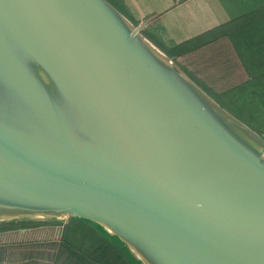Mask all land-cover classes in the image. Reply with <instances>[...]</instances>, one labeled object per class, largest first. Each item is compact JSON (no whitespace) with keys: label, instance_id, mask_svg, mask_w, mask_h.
<instances>
[{"label":"water","instance_id":"obj_1","mask_svg":"<svg viewBox=\"0 0 264 264\" xmlns=\"http://www.w3.org/2000/svg\"><path fill=\"white\" fill-rule=\"evenodd\" d=\"M121 0H0V226L81 225L126 264H264V131Z\"/></svg>","mask_w":264,"mask_h":264},{"label":"trees","instance_id":"obj_2","mask_svg":"<svg viewBox=\"0 0 264 264\" xmlns=\"http://www.w3.org/2000/svg\"><path fill=\"white\" fill-rule=\"evenodd\" d=\"M238 32L232 31L231 34ZM262 33L256 38L258 42L245 52L238 50L231 34L223 33L206 43L179 48L171 53L194 78L214 91L220 99L239 92L234 100H237L236 108L242 114L235 112L248 123L257 124L262 122L263 111L259 108L264 105V30ZM244 93L248 98L245 102L241 100ZM247 105H254L255 110ZM0 264L126 262L112 246L94 239L92 233L81 225L62 227L41 224L0 226Z\"/></svg>","mask_w":264,"mask_h":264},{"label":"crops","instance_id":"obj_3","mask_svg":"<svg viewBox=\"0 0 264 264\" xmlns=\"http://www.w3.org/2000/svg\"><path fill=\"white\" fill-rule=\"evenodd\" d=\"M136 22L150 20L147 34L170 52L206 43L217 35L241 30L246 19L257 16L256 29L235 40L238 50L247 51L264 30V0H121ZM241 23L238 25L237 23ZM261 27V30H260ZM261 32V33H260ZM172 54V53H171ZM175 55V54H174ZM239 93V92H238ZM251 93V92H249Z\"/></svg>","mask_w":264,"mask_h":264},{"label":"rangeland","instance_id":"obj_4","mask_svg":"<svg viewBox=\"0 0 264 264\" xmlns=\"http://www.w3.org/2000/svg\"><path fill=\"white\" fill-rule=\"evenodd\" d=\"M256 18H257V16H255V17H253V18H248V19H246V21H245V23H250V24H248L247 26H242V27H240V28H242L241 30H239V32L234 36V38H238V36H239V34H241L242 32H248V31H250V30H254L256 27V24L257 23H261V22H257L256 21ZM241 23V21L240 22H238L237 24L239 25ZM233 31L235 32V31H237L236 29H233ZM263 32V31H262ZM231 36H233V34H231ZM255 52V51H254ZM253 52V53H254ZM240 53H242V52H240ZM214 92V91H213ZM243 95V98L241 99L242 101H247L248 100V98H247V96H246V93H244V94H242ZM234 96H238V93H236V94H232V95H230V97L229 96H226V97H224V96H222L221 97V99H222V101L224 102V103H226V104H228L231 108H233L234 109V111H236V112H238V113H240V114H242L241 113V110H239V109H237L236 108V102H237V100H234ZM247 107L248 108H252V110H255L254 109V105H252V106H248L247 105ZM259 109H261L262 111H263V114H262V117H261V120H262V122L261 123H257V124H251L257 131H264V105H261L260 106V108ZM261 110H258V112L259 113H262V111Z\"/></svg>","mask_w":264,"mask_h":264}]
</instances>
